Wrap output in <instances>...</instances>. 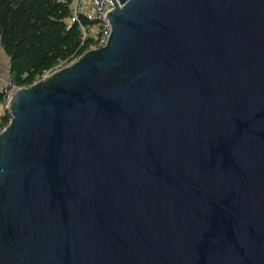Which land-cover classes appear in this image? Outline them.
Instances as JSON below:
<instances>
[{
	"label": "water",
	"instance_id": "water-1",
	"mask_svg": "<svg viewBox=\"0 0 264 264\" xmlns=\"http://www.w3.org/2000/svg\"><path fill=\"white\" fill-rule=\"evenodd\" d=\"M106 18L8 104L0 264H264V0Z\"/></svg>",
	"mask_w": 264,
	"mask_h": 264
},
{
	"label": "trees",
	"instance_id": "trees-1",
	"mask_svg": "<svg viewBox=\"0 0 264 264\" xmlns=\"http://www.w3.org/2000/svg\"><path fill=\"white\" fill-rule=\"evenodd\" d=\"M70 17V0H0V66L8 64L15 84L27 87L92 48ZM0 104L1 131L11 120L1 92Z\"/></svg>",
	"mask_w": 264,
	"mask_h": 264
},
{
	"label": "built area",
	"instance_id": "built-area-1",
	"mask_svg": "<svg viewBox=\"0 0 264 264\" xmlns=\"http://www.w3.org/2000/svg\"><path fill=\"white\" fill-rule=\"evenodd\" d=\"M112 7L113 0H70V21L79 24L80 29L83 32L84 39L90 37L94 40L92 48H100L108 41L111 33V27L108 19L106 18V14ZM85 22H92L94 26L87 27ZM77 59L71 63H74ZM63 67H59L51 73L46 74L35 83L46 79L54 72L61 70ZM19 89H21V87L15 84L11 76L8 74L5 84L0 88V92L3 94V102L6 107H8L12 96ZM3 130L4 128L0 132Z\"/></svg>",
	"mask_w": 264,
	"mask_h": 264
},
{
	"label": "crops",
	"instance_id": "crops-1",
	"mask_svg": "<svg viewBox=\"0 0 264 264\" xmlns=\"http://www.w3.org/2000/svg\"><path fill=\"white\" fill-rule=\"evenodd\" d=\"M3 56L2 55H0V59H2L3 60ZM3 62V61H2ZM6 64V63H5ZM5 64H1V66H0V68H2V73L0 74V84L2 83L3 84V82L5 83V78H6V74H7V72H8V64L7 65H5ZM3 77V78H2ZM2 84L0 85V87L2 86Z\"/></svg>",
	"mask_w": 264,
	"mask_h": 264
},
{
	"label": "rangeland",
	"instance_id": "rangeland-1",
	"mask_svg": "<svg viewBox=\"0 0 264 264\" xmlns=\"http://www.w3.org/2000/svg\"><path fill=\"white\" fill-rule=\"evenodd\" d=\"M94 49H98V48H91L90 50H94ZM90 50H88V51H90ZM2 73V68H0V74ZM7 76H8V73L6 74V78H7ZM3 78V77H2ZM6 78H5V81H6ZM2 84V83H1ZM0 84V85H1ZM5 83L3 82V84H2V86L4 85ZM1 86V87H2ZM0 87V88H1ZM1 112H2V106H1V104H0V115H1Z\"/></svg>",
	"mask_w": 264,
	"mask_h": 264
},
{
	"label": "bare ground",
	"instance_id": "bare-ground-1",
	"mask_svg": "<svg viewBox=\"0 0 264 264\" xmlns=\"http://www.w3.org/2000/svg\"><path fill=\"white\" fill-rule=\"evenodd\" d=\"M69 65H70V64H69ZM34 84H36V83H33V84L27 86L26 88H29V87L33 86ZM21 88H25V87H21Z\"/></svg>",
	"mask_w": 264,
	"mask_h": 264
},
{
	"label": "clouds",
	"instance_id": "clouds-1",
	"mask_svg": "<svg viewBox=\"0 0 264 264\" xmlns=\"http://www.w3.org/2000/svg\"><path fill=\"white\" fill-rule=\"evenodd\" d=\"M112 8H113V7H112ZM112 8H111V9H112ZM6 108H7V107H6ZM4 129H5V128H4Z\"/></svg>",
	"mask_w": 264,
	"mask_h": 264
}]
</instances>
